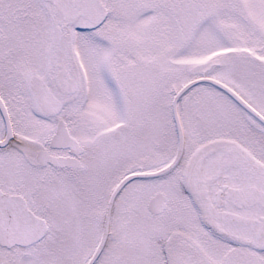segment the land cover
I'll list each match as a JSON object with an SVG mask.
<instances>
[{
	"label": "snow or ice",
	"instance_id": "1",
	"mask_svg": "<svg viewBox=\"0 0 264 264\" xmlns=\"http://www.w3.org/2000/svg\"><path fill=\"white\" fill-rule=\"evenodd\" d=\"M0 264H264V0H0Z\"/></svg>",
	"mask_w": 264,
	"mask_h": 264
}]
</instances>
